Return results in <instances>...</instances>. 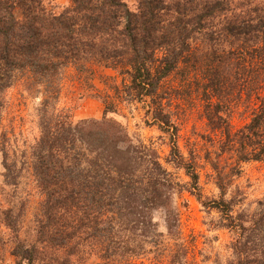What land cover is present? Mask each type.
<instances>
[{
	"label": "trees",
	"instance_id": "obj_1",
	"mask_svg": "<svg viewBox=\"0 0 264 264\" xmlns=\"http://www.w3.org/2000/svg\"><path fill=\"white\" fill-rule=\"evenodd\" d=\"M70 2L55 14L43 0H0V111L2 94L19 80L42 96L31 169L43 203L33 241L16 256L70 264L58 260L60 255L75 256L91 239L101 247L102 264H134L149 246L159 257L168 249L157 212L167 234L180 240L173 195L183 186L157 151L133 140L119 122L73 123L55 113L59 75L70 66L88 81L95 67L118 74L119 82L101 81L105 113L115 112L119 101L143 104L146 124L167 136V162L185 171L187 190L200 201L198 175L180 152L171 99L162 91L179 73L196 81L188 95L204 102L207 125L223 138L221 152L235 158L227 172L213 164L220 196L201 203L217 210L221 226L236 234L228 264H264V203L252 216L234 215L233 201L225 199L226 180L240 174L241 163L264 162V0ZM241 95L254 96L258 105L250 121L233 132L225 111ZM4 166L11 184L12 166ZM183 252L182 244L174 245L167 264H181Z\"/></svg>",
	"mask_w": 264,
	"mask_h": 264
},
{
	"label": "rangeland",
	"instance_id": "obj_2",
	"mask_svg": "<svg viewBox=\"0 0 264 264\" xmlns=\"http://www.w3.org/2000/svg\"><path fill=\"white\" fill-rule=\"evenodd\" d=\"M45 8L55 14L69 7L70 0H43ZM15 15L21 18L20 11ZM93 79L86 80L74 68L66 67L59 75V98L55 113L69 118L73 123L82 120L110 119L119 122L133 140H140L153 147L162 165L173 174L183 187L173 195V206L179 220L180 240L166 232L163 216L155 213L158 232L167 251L155 257L150 251L134 261V264H167L168 255L174 245L182 244L184 252L181 264H228L234 259L231 245L235 232L221 226V215L215 209L206 208L201 201L218 199L220 192L216 185L213 164L219 170L228 171L235 165L232 154L222 153L221 133L213 131L203 115L204 102L197 94L189 92L197 87L196 81H185L184 73L167 79L162 91L170 97V111L177 126V143L187 163H191L198 175L199 191L202 200L188 192L189 177L183 169L175 168L167 162L169 142L167 136L156 126H148L143 104L136 102H117L115 112L105 113L102 102L107 93L101 83L103 79L119 82L117 73L101 67L93 68ZM193 79V77H191ZM23 80H19L1 96L3 107L0 111V264H45L43 261L22 260L17 255L25 245L30 244L35 235L37 220L41 215L43 195L37 186L31 169V151L40 135L39 112L42 96L27 91ZM190 88V89H189ZM187 91V92H186ZM112 93V92H110ZM258 105L254 96L244 95L235 99L225 111L230 130L237 131L246 125ZM5 163L12 166L14 181L5 179ZM240 174L228 178L225 199L233 201V214L252 216L264 203V162H245L240 164ZM28 240V241H27ZM162 249V248H161ZM96 240L88 239L79 247L75 256L61 254L70 264H102ZM16 253V254H15Z\"/></svg>",
	"mask_w": 264,
	"mask_h": 264
}]
</instances>
